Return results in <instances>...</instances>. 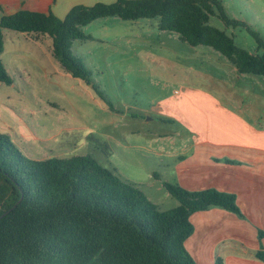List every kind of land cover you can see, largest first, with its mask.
Wrapping results in <instances>:
<instances>
[{"label": "rangeland", "instance_id": "1", "mask_svg": "<svg viewBox=\"0 0 264 264\" xmlns=\"http://www.w3.org/2000/svg\"><path fill=\"white\" fill-rule=\"evenodd\" d=\"M221 1L230 18L264 40V0ZM158 22L108 17L85 26L92 39L74 41L72 51L92 71L93 85L61 69L50 38L36 47L23 33L4 30L1 58L13 84L0 83V133L31 159L92 156L161 211L179 206L164 183H178L175 156L193 136L194 106L190 99L180 102L181 96L190 88L224 105H232L233 95L262 99L264 77L237 78L235 66L219 52L192 47L177 34L160 31ZM210 25L239 48L264 53L245 27H226L218 16ZM225 85L230 96L220 92Z\"/></svg>", "mask_w": 264, "mask_h": 264}, {"label": "trees", "instance_id": "2", "mask_svg": "<svg viewBox=\"0 0 264 264\" xmlns=\"http://www.w3.org/2000/svg\"><path fill=\"white\" fill-rule=\"evenodd\" d=\"M212 16L226 27H245L264 47L260 34L230 18L221 0L99 2L75 6L63 19L26 10L5 15L0 19V83L13 84L1 58L4 30H11L50 38L61 69L93 85L92 71L72 46L92 39L83 32L85 26L108 17L158 19L160 31L175 33L192 47L210 46L239 74L264 77V53L239 48L226 32L210 25ZM164 186L180 203L168 211L92 156L35 160L0 133V264H197L186 246L195 233L190 219L195 213L220 208L244 218L235 194L189 191L179 183ZM258 235L264 238V232ZM256 255L264 262L263 247ZM216 264L225 263L218 258Z\"/></svg>", "mask_w": 264, "mask_h": 264}, {"label": "crops", "instance_id": "3", "mask_svg": "<svg viewBox=\"0 0 264 264\" xmlns=\"http://www.w3.org/2000/svg\"><path fill=\"white\" fill-rule=\"evenodd\" d=\"M101 1L0 0V19L22 10L63 19L75 6ZM24 35L36 47L48 40ZM235 73L239 78L237 69ZM226 86L220 91L224 97L230 96ZM180 99H190L194 111L191 144L175 156L178 183L189 191L217 189L235 194L244 215L241 219L220 208L195 213L190 218L195 233L186 243L188 251L197 264H216L218 258L225 264H264L256 255L264 248V238L258 235L264 232V98L233 95L228 98L232 105H224L218 97L188 88Z\"/></svg>", "mask_w": 264, "mask_h": 264}, {"label": "water", "instance_id": "4", "mask_svg": "<svg viewBox=\"0 0 264 264\" xmlns=\"http://www.w3.org/2000/svg\"><path fill=\"white\" fill-rule=\"evenodd\" d=\"M9 212H6V214H8ZM2 217H4V216H2Z\"/></svg>", "mask_w": 264, "mask_h": 264}]
</instances>
